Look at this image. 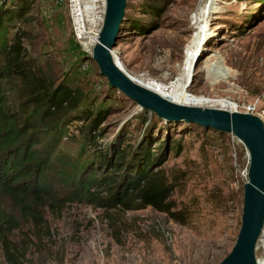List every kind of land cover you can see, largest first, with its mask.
<instances>
[{
  "label": "rangeland",
  "instance_id": "obj_1",
  "mask_svg": "<svg viewBox=\"0 0 264 264\" xmlns=\"http://www.w3.org/2000/svg\"><path fill=\"white\" fill-rule=\"evenodd\" d=\"M144 5L158 7V15L143 13ZM204 5L211 11L200 22L196 18ZM123 9L112 55L135 81L143 86L149 80L173 83L170 81L184 65L185 49L196 25L203 24L205 37L186 81L188 94L199 100L197 106L204 105L206 98L227 97L238 111L255 103L252 114L264 115V4L257 0H125ZM131 23L144 29H133ZM17 29L23 34L26 65L38 76L53 84L63 82L78 94L80 102L73 114L80 108L106 110L99 125L103 131L99 143L109 140L120 127L137 138L141 117L157 122L159 140H178L179 153H167L162 167L177 177L170 199L186 215L185 225L173 223L150 207L125 212L110 209L106 216L102 208L71 196L67 186L54 183L43 205L37 206L42 228L48 230L38 241L32 237V222L20 218L2 197V207L18 218V230L8 239L32 243L25 256L27 264H218L230 251L240 225L247 167L240 141L230 133L191 122L159 119L109 87L90 53L82 51L72 38L67 13L55 0H32L25 17L8 28V35ZM6 42L3 33L1 52ZM212 55L216 58L210 59ZM216 61L229 70L227 78L209 72L210 62ZM1 82H5L8 103H16L22 82L16 76ZM60 149L66 154L78 151L76 143L64 136ZM163 232L170 238L166 240ZM259 239L262 243H256L254 255L264 264V235ZM0 264H5L1 248Z\"/></svg>",
  "mask_w": 264,
  "mask_h": 264
},
{
  "label": "trees",
  "instance_id": "obj_2",
  "mask_svg": "<svg viewBox=\"0 0 264 264\" xmlns=\"http://www.w3.org/2000/svg\"><path fill=\"white\" fill-rule=\"evenodd\" d=\"M257 1L264 4V0ZM31 4L32 0H11L9 4L8 0H0V36L5 33L7 39L0 51V248L3 262L27 264L25 256L32 243H13L8 239L18 230V218L2 207V197L10 201L20 218L32 222V237L39 241L48 230L42 228L37 206L45 202L54 183L67 186L71 196L85 198L88 203L102 208L106 216L110 209L125 212L150 207L173 223L185 225L184 210L170 199L177 177L167 174L162 167L167 153H179L178 140H159L161 134L155 136L157 122L141 117L137 138H132L125 131L127 128L120 127L109 140L99 143L103 136L99 125L107 115L106 110L99 107L92 112L80 108L73 114L80 102L78 94L63 82L53 84L35 74L24 59L22 32L17 29L10 35L7 33L15 20L25 17ZM143 13L158 15L159 9L155 5H144ZM131 26L144 29L137 23ZM10 76L22 82L21 96L14 104L8 103L5 82H1ZM63 136L76 143V153L60 151ZM154 143L157 144L155 149Z\"/></svg>",
  "mask_w": 264,
  "mask_h": 264
},
{
  "label": "water",
  "instance_id": "obj_3",
  "mask_svg": "<svg viewBox=\"0 0 264 264\" xmlns=\"http://www.w3.org/2000/svg\"><path fill=\"white\" fill-rule=\"evenodd\" d=\"M102 21L90 58L109 87L138 108L159 119L191 122L218 132L230 133L245 149L246 180L242 183L240 225L230 251L218 264H257L254 251L264 225V125L259 116L220 107L177 103L130 77L112 55L125 0H103ZM194 61L192 64H194Z\"/></svg>",
  "mask_w": 264,
  "mask_h": 264
},
{
  "label": "bare ground",
  "instance_id": "obj_4",
  "mask_svg": "<svg viewBox=\"0 0 264 264\" xmlns=\"http://www.w3.org/2000/svg\"><path fill=\"white\" fill-rule=\"evenodd\" d=\"M210 5V4H209ZM209 5H204L200 9V14L196 19L203 20V17L207 15L211 11V7ZM205 37V26L203 24H198L195 27V32L192 36L191 41L188 43V46L185 49L184 53V65L181 69V72L178 76L170 81L173 82L170 85L163 84L154 80H149L144 86L155 90L161 96L168 98L169 100L177 103L189 104V105H200L199 100L193 98L190 94H188L186 90V81L191 77L192 70L194 68V64H192L193 60L196 57V53L199 45L201 44L202 39ZM211 58H216V55H212ZM118 64V63H117ZM209 72L213 73L216 78L225 79L229 76V70L226 69L221 62H210L209 64ZM144 84V83H141ZM234 102L228 100L227 97L224 98H206L204 100V105L207 106L209 104H218L225 106L224 108H228L233 105ZM201 105V106H202ZM262 243V239L259 240ZM259 263V260L257 261Z\"/></svg>",
  "mask_w": 264,
  "mask_h": 264
},
{
  "label": "built area",
  "instance_id": "obj_5",
  "mask_svg": "<svg viewBox=\"0 0 264 264\" xmlns=\"http://www.w3.org/2000/svg\"><path fill=\"white\" fill-rule=\"evenodd\" d=\"M55 3L64 7L74 41L82 51L90 53L92 45L96 42L102 21L103 0H55ZM81 67L84 69L85 66ZM225 109L238 111L236 103ZM253 111H255V103L247 104L243 110V112L249 113H253ZM259 116H261L260 119L264 125V115L259 114ZM243 178L246 180V172L243 174ZM262 235H264V225L260 236ZM163 236L166 240L170 238L168 232H163Z\"/></svg>",
  "mask_w": 264,
  "mask_h": 264
}]
</instances>
